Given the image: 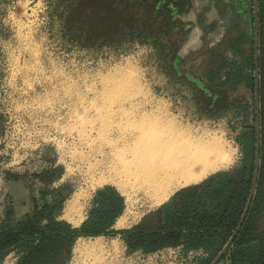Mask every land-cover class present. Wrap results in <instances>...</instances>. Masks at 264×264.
<instances>
[{
    "label": "rangeland",
    "instance_id": "1",
    "mask_svg": "<svg viewBox=\"0 0 264 264\" xmlns=\"http://www.w3.org/2000/svg\"><path fill=\"white\" fill-rule=\"evenodd\" d=\"M72 1L0 0V217L10 209L17 219L44 187L31 175L53 161L65 173L50 189L68 185L70 193L64 219L79 225L94 191L111 184L126 198L117 226L122 229L178 187L149 190L156 184L146 179L145 167L163 144L155 142L157 136L168 135L169 143L221 136L233 157L224 165L228 168L240 157L237 135L252 122L239 110L251 94L240 89L222 105L209 106L211 98L167 72L152 43L88 44L67 34L73 25L65 26ZM118 31L113 23L110 32ZM208 57L203 50L191 52L188 62H195L188 68L203 76L206 66L214 64ZM145 136L154 137V148L134 154L138 138ZM118 155L123 168L127 165L123 180L98 178L94 169L112 165ZM120 239L84 238L88 248L74 252L69 264H145L138 255L129 256ZM165 251L173 253L176 264L194 260L178 249ZM13 258L9 254L0 264H14Z\"/></svg>",
    "mask_w": 264,
    "mask_h": 264
},
{
    "label": "trees",
    "instance_id": "2",
    "mask_svg": "<svg viewBox=\"0 0 264 264\" xmlns=\"http://www.w3.org/2000/svg\"><path fill=\"white\" fill-rule=\"evenodd\" d=\"M258 1V46L254 35L248 36L239 29L231 42L234 59L225 58L209 67L206 77L184 69L176 58L179 39L186 36L188 29L185 24L158 20L160 16L166 17L159 10L166 9L168 0L72 1L65 26L73 25L67 34L83 38L88 44L121 39L152 43L167 72L174 79L180 77L198 88L200 96L211 98L209 106L222 105L245 83L251 96L239 110L252 122L246 123L236 137L241 157L235 166L178 189L138 222L122 229H116L115 224L126 209V198L111 184L96 190L87 217L78 227L62 218L70 193L68 185L50 189L65 173L62 166L51 161V167L31 175L44 184L42 202L34 199L31 211L19 220L10 209L0 217V262L16 251L19 258L15 264H69L77 240L97 235L121 237L131 253H152L167 247H181L185 253L203 249L207 255L198 258V264H212L233 238L221 261L231 252L233 264H264V0ZM113 23L120 31L110 32ZM174 34L178 35L176 39ZM257 62L261 159L257 187L252 195L257 152ZM204 105L208 107L205 101ZM50 195L52 198L48 199Z\"/></svg>",
    "mask_w": 264,
    "mask_h": 264
},
{
    "label": "crops",
    "instance_id": "3",
    "mask_svg": "<svg viewBox=\"0 0 264 264\" xmlns=\"http://www.w3.org/2000/svg\"><path fill=\"white\" fill-rule=\"evenodd\" d=\"M157 5L158 3L156 4V7ZM166 6H167L165 7L166 9L159 10V12L161 13L164 12L162 15H166V17L161 18L160 16L158 20L162 21L163 19L167 23L175 22L177 24L180 23V25L185 24V27L188 29L187 33L185 34L186 36L183 38L185 39V41L182 40L183 42L181 43L179 39L178 42L179 46L176 49V58H178L177 59L178 62L182 63L181 66L184 69L188 70L189 69L188 65L193 64L195 62V61L188 62V57L190 56V53L197 52L199 50L206 51L207 54H209L208 59H211L210 61L214 62V64L211 65L209 64L208 66H206L203 77H206L207 69L209 67L220 64L222 60H224L225 58L234 59L235 53L234 50L231 48V42L233 41V39H235L238 36L239 29H241L248 36L254 35V39H255V29H256L255 0L253 1L251 0H168ZM240 17H242L243 21L242 19L240 20ZM244 21L247 23V26L251 27L250 28L251 32H249L247 29L244 28L245 26ZM177 36L178 35L174 34L175 39ZM180 79H181L180 77L177 78V80ZM244 88H247L245 83H243L239 87L238 91L240 89L244 90ZM229 147L230 146L228 145L224 146V152H226L228 157L225 161L219 162L216 168L210 170L209 173H207L204 177L198 180L195 179L194 181L186 182L181 185L180 184L173 185L178 187H176L175 190L170 193V195H167L166 198L159 203L162 204L163 202H165L167 199L171 197V195H173L174 192H176L178 189L184 186L201 182L210 175L214 173L216 174L217 171L228 170L233 166H235L241 157V153L239 159L235 164H233L228 168L224 166L226 165L227 162H229L230 164L231 158H233L231 157L232 153ZM222 166H224V168ZM34 179L38 180L37 178ZM41 190L38 196L34 195L31 198H29L30 202L27 203L28 205L27 208L18 215L17 220L21 219L22 217H24V215L27 212L31 211L34 205V199L37 200L42 199ZM94 192L96 193V190ZM95 193H93L92 198ZM158 197L160 198V196ZM51 198L52 196L50 195L48 199ZM89 207L86 212L87 214ZM64 212H65V208L63 209L61 215L62 218H65L63 216ZM86 217L87 215L85 216V218H82V220L80 219L81 221L78 220V223L81 224L86 219ZM122 217L123 215H121V217L118 218L115 224L116 229L117 226L119 227V222ZM79 225H75V226L78 227ZM124 246L126 248L125 242H124ZM74 250L75 251H73V256H74V252L77 251L78 253H81L84 249L77 250L75 246ZM132 254L138 255V257L141 258L142 261L145 262V264L149 263L147 261V259L150 256L149 253L137 251L136 253H130L129 256H131ZM10 255L14 257L13 259L15 264L18 261L19 253L16 251H12Z\"/></svg>",
    "mask_w": 264,
    "mask_h": 264
},
{
    "label": "bare ground",
    "instance_id": "4",
    "mask_svg": "<svg viewBox=\"0 0 264 264\" xmlns=\"http://www.w3.org/2000/svg\"><path fill=\"white\" fill-rule=\"evenodd\" d=\"M154 137H140L138 138V145L136 153H149L153 149ZM168 139V140H167ZM173 139V138H171ZM161 141V149H159L155 156L151 157L150 167H145L146 179L154 180L156 186H149V190L157 192L158 187L166 188L172 187L176 184H183L186 182L198 180L204 177L210 170L216 168L221 161H225L228 157L224 152V142L221 136L213 135L202 136L196 140L185 142H171L169 143V136H157L156 141ZM135 148V147H134ZM101 166V165H100ZM127 168V165L124 166ZM122 165L121 156L118 155L117 160L112 165H108L105 169L96 167L94 173L101 180L118 179L123 180L126 175ZM149 170L151 174H149ZM126 184H132L125 181ZM99 236L96 235L98 238ZM85 238V237H83ZM80 237L75 244L76 249H86L89 244L86 240ZM75 248V247H74Z\"/></svg>",
    "mask_w": 264,
    "mask_h": 264
},
{
    "label": "water",
    "instance_id": "5",
    "mask_svg": "<svg viewBox=\"0 0 264 264\" xmlns=\"http://www.w3.org/2000/svg\"><path fill=\"white\" fill-rule=\"evenodd\" d=\"M258 0H255V23H256V29H255V40H256V46H258L259 37H258ZM257 58H258V51H257ZM255 76H256V103H257V114H256V127H257V152H256V175L254 179V184L252 188V195L255 193L256 187H257V179H258V173H259V167H260V138H261V122H260V91H259V67L258 62L256 65L255 70ZM233 238L230 239L226 247L224 248L221 255H219L212 264H216L217 262L221 261L222 256L224 255L225 251L229 248V246L232 244ZM232 255L231 252H228V255L225 256V263L226 264H233L232 263Z\"/></svg>",
    "mask_w": 264,
    "mask_h": 264
},
{
    "label": "built area",
    "instance_id": "6",
    "mask_svg": "<svg viewBox=\"0 0 264 264\" xmlns=\"http://www.w3.org/2000/svg\"><path fill=\"white\" fill-rule=\"evenodd\" d=\"M172 249H174V250L178 249L179 251H181L185 255H188V254L194 255L193 262L188 263V264H198L197 259L204 256V255H207V254H205V251L203 249L191 250L188 253H185L181 247H175V248L174 247H167V248L149 253L150 256L147 259V261L149 262L148 264H176L174 262V256H172L173 253L165 251V250H172ZM181 264H184V263L182 262ZM216 264H226V263H225V261H219Z\"/></svg>",
    "mask_w": 264,
    "mask_h": 264
}]
</instances>
